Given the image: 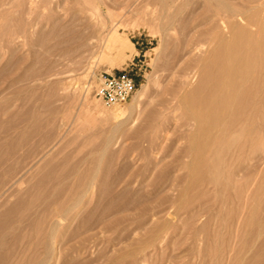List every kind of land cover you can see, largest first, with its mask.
<instances>
[{
	"label": "rangeland",
	"instance_id": "obj_1",
	"mask_svg": "<svg viewBox=\"0 0 264 264\" xmlns=\"http://www.w3.org/2000/svg\"><path fill=\"white\" fill-rule=\"evenodd\" d=\"M262 2L0 0V264H264Z\"/></svg>",
	"mask_w": 264,
	"mask_h": 264
},
{
	"label": "built area",
	"instance_id": "obj_2",
	"mask_svg": "<svg viewBox=\"0 0 264 264\" xmlns=\"http://www.w3.org/2000/svg\"><path fill=\"white\" fill-rule=\"evenodd\" d=\"M136 88L135 78L127 69L103 72L96 88V96L107 105L117 106L131 99Z\"/></svg>",
	"mask_w": 264,
	"mask_h": 264
},
{
	"label": "bare ground",
	"instance_id": "obj_3",
	"mask_svg": "<svg viewBox=\"0 0 264 264\" xmlns=\"http://www.w3.org/2000/svg\"><path fill=\"white\" fill-rule=\"evenodd\" d=\"M262 3H264V2H262ZM220 25H221V27H222V29L223 30H225L226 28H227V24L225 23V21L223 20V19H221V21H220ZM119 29L118 28H116L115 29V31H118ZM205 47V45H204V43H199V44H197L196 45V47L194 48L196 51H200V50H202L203 48ZM246 64H247V62H246V60H243V61H241L240 63H239V66H241V67H244V66H246ZM238 67V66H237ZM247 69H248V66H246V67H244L243 68V71L245 72V71H247ZM219 78H222V76H219ZM238 78H241L242 79V75L241 74H239V73H235L234 75H233V77L231 78V80H237ZM252 89H253V93H254V84H253V86H252ZM140 95H142L143 94V92L142 93H139ZM139 94H138V96H139ZM224 94V92L222 91V90H218V92H217V95H223ZM140 98V97H139ZM138 114H139V112H138ZM118 116V114H114L113 115V117H117ZM140 116V115H139ZM137 117V120L139 119L138 118V116H136ZM132 120H135L136 121V119L135 118H133Z\"/></svg>",
	"mask_w": 264,
	"mask_h": 264
}]
</instances>
